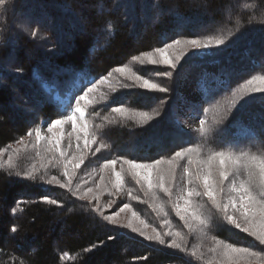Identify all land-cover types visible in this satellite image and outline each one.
<instances>
[{"label":"trees","instance_id":"trees-1","mask_svg":"<svg viewBox=\"0 0 264 264\" xmlns=\"http://www.w3.org/2000/svg\"><path fill=\"white\" fill-rule=\"evenodd\" d=\"M261 12H264V0H12L6 13L0 11V59L4 60L0 69V147L9 144L17 147L15 141L29 128L58 118L59 113L42 88L45 82L63 89L65 82L77 74L90 73L98 79L113 67L129 63L132 55L163 46L162 36L170 42L180 36L227 35L240 27V33L219 49L210 50L207 57L184 59L171 78L159 75L172 71L167 66L132 64L134 70L168 87V93L132 87L118 89L113 94L107 85L101 86L96 103L89 107V119L105 124L104 142L111 146L96 157H89L87 166L82 165L78 170L75 183L86 180L82 187L95 188L99 166L116 156L150 161L170 156L188 144L200 143L196 128L183 130L178 126L179 108L204 118L206 126L214 131L226 130L223 135L216 131L214 147H224L227 141L236 140L245 150L264 151V93L240 101L227 119L214 122L226 111L233 90L252 74L264 73V25L248 23L253 14L257 21L264 18ZM17 13L28 17L31 23H12L10 18ZM109 22L114 32H109ZM20 26L27 27V31ZM33 28L38 29L35 38L30 35ZM202 62H217L218 68L216 73L202 71L203 77L191 80L193 87L204 93L202 102L193 104L178 92V82L188 68ZM102 94L109 99L115 95V102L109 105ZM149 100L155 104L148 103ZM121 102L134 111H158L160 116L141 126L137 118H121L112 113L111 108L121 106ZM204 108H208L207 113ZM111 119L118 123L107 124L106 120ZM253 134L259 143L251 139ZM130 145L140 146L143 151H128ZM33 162L39 166V160L25 157L21 167H30ZM52 174L59 175V171L52 169L49 175ZM127 180V187L133 188L131 178ZM134 190L138 191V187ZM105 194L108 195L105 192L102 196ZM43 197L57 200L59 205L48 204ZM118 202L119 205L130 202L149 222L144 210L148 204L142 203L145 205L142 207L138 201H129L126 193L120 195ZM152 222L149 223L160 228V217L159 222L156 218ZM173 224L180 226L178 218ZM13 226L17 228L15 233L11 231ZM214 234L238 246L251 242L246 234L220 219L216 220ZM109 236L114 239L109 240ZM189 240L190 246L199 243L194 236ZM86 248L92 250L86 252ZM65 252L70 256L62 259ZM10 257L16 258V264L21 261L23 264H189L191 261L185 254L146 241L119 224H109L91 211L87 200L78 199L67 189L39 177L31 181L9 176L7 169H3L0 170V264H10ZM191 264L199 262L191 261Z\"/></svg>","mask_w":264,"mask_h":264},{"label":"snow or ice","instance_id":"snow-or-ice-1","mask_svg":"<svg viewBox=\"0 0 264 264\" xmlns=\"http://www.w3.org/2000/svg\"><path fill=\"white\" fill-rule=\"evenodd\" d=\"M11 3L12 0H0V11L6 13ZM261 16L264 17V12H261ZM253 22L264 25V18L257 21L253 14L248 23ZM20 27L27 31V27ZM107 28L109 32H114L111 22ZM241 31L237 27L235 32L227 35L180 36L170 42H166L167 37L162 36L163 46L132 55L129 63L113 67L98 79L90 73L77 74L65 82L63 89L55 84L49 86L47 82L43 83L42 88L59 116L29 128L24 136L15 141L17 147L11 144L0 147V170L7 169L9 176L31 181L39 177L48 184L67 189L78 199L87 200L91 211L109 224H117L116 218L120 213L127 212L126 222L120 227L137 233L146 241L185 254L199 264H264V151L245 150L238 146L236 140L227 141L224 147H214L212 141L216 139V131L223 135L226 130L214 131L206 126L204 118L199 119L198 128L195 129L201 137L200 143L188 144L170 156L150 161L116 156L99 166V181L95 182V188L82 187V184H87L86 180L75 183L78 170L82 165L87 166L89 157H96L111 146L104 142L105 124H96L89 119V107L96 103V93L101 86L107 85L113 94L118 89L132 87L168 93V87L147 78L142 71L134 70L132 64L167 66L172 71H163L159 75L171 78L181 61L193 50L219 49ZM30 35L37 37L38 29L33 28ZM17 71L22 72V69ZM253 93H264V74L253 75L233 90L226 111L214 122L222 123L240 101ZM102 98L108 100L109 105L115 102V95L109 99L102 94ZM111 111L121 118H137L141 126L149 125L160 116L158 111H134L124 107L122 102L121 106L112 107ZM203 111L207 113L208 108ZM106 123L114 125L118 121L111 119ZM66 124H71V131L67 133L64 129ZM65 135L68 144L62 146ZM251 139L259 143L254 134ZM25 157L39 160V166L33 162L30 167L22 168L21 162ZM52 169L58 170L59 175H49ZM129 177L138 191L127 187ZM105 192L109 196L126 193L129 201L148 204L161 218L160 228L145 220L130 202L117 205L118 211L105 215L104 209L116 204L112 199L107 205H101L100 196ZM42 199L48 204L59 205L57 200L48 197ZM206 206L210 207L206 210ZM169 209L174 213V218H178L180 226L173 224L174 218H170ZM15 211L13 208V213ZM217 219L246 234L251 242L247 246H238L217 238L214 234ZM11 231L15 233L17 228L13 226ZM193 236L199 243L190 246L189 237ZM108 239L114 237L109 236ZM91 250L86 248L84 251ZM69 256L65 252L61 258ZM10 264H16V258L10 257Z\"/></svg>","mask_w":264,"mask_h":264},{"label":"rangeland","instance_id":"rangeland-1","mask_svg":"<svg viewBox=\"0 0 264 264\" xmlns=\"http://www.w3.org/2000/svg\"><path fill=\"white\" fill-rule=\"evenodd\" d=\"M0 19H1V17H0ZM10 20L15 25H17V24L19 25L20 23H23V24L31 23V21H30V19H28V17H24L23 15H20V13H17L14 16H11ZM22 33H24V32H22ZM130 38L131 39H135L132 36ZM41 39H43V38L40 37V40ZM211 52L212 51H210V50H202V51L193 50L184 59L189 58V57L205 58V57H207L206 55L211 54ZM5 60H7V59H5ZM2 61H4V60H2V58H1L0 59V69H2L4 67ZM7 61H9L10 63H14V60H12V59H8ZM216 63L217 62H213V63L202 62V63L196 64L194 66L192 65L190 68H188L184 72V76L181 77L179 79V82H178V87H179V89H178L179 91L178 92H180L181 96L187 98L186 99L187 102H190V100H191L194 103V102H198V100L201 101L203 99L204 94L201 91L196 90V88L193 87V84H191V83H192V81L194 82L198 78L203 77L204 73H202V71H204L205 73H207V72L216 73L217 72V68H218ZM260 74H264V73L263 72L255 73V74H252L249 78H251L253 75H260ZM245 81H243L242 83H244ZM205 83L206 82H204V84ZM11 90H13L14 94L19 96L17 91H15L13 88H11ZM262 94L263 93H253V94L245 97L244 100L246 102V101H248L250 99H253L255 97L262 96ZM145 102L146 101H143V103H145ZM148 103L155 104L154 100H149ZM184 106L186 107V104H183V107ZM176 111H178L177 114L179 115V117H177V123H178V126L181 127V129L187 130L189 128H194L195 129L196 127H198L200 118L195 116V114L191 110H186V108H179ZM45 127H46V125H45ZM64 129H65L66 133L70 132L71 131V124L64 125ZM74 143L75 142L73 140V145H74ZM67 144H68V139H67V136L65 135V138L62 140V146H66ZM127 150L131 151V152H134V153H138V152H142L143 151L140 146L134 148L131 145H130V147L127 148ZM131 185H134V187H137L135 185L134 181H132ZM134 187H133V189H134ZM119 198H120V195H117V196H109V195H106V194L103 195V196L101 195L100 196V203H101L102 206H104V205H107L109 203V200L114 199L115 201H117V199H119ZM119 204H120V202L114 204L110 208H105L104 209V213L106 215H112L115 211L119 210V208L117 206ZM141 206L145 207V205H143L142 203H141ZM144 210L146 211V213L149 216V219L148 218L147 219L149 220L150 223L152 222V220L154 218H156V221L159 222V217L157 216V214L155 212L152 211V209L150 207H146V209L144 208ZM169 212H170V218H174V213H171L170 209H169ZM120 214L122 215V219L120 218V215H119V217L116 218L117 219V224H119V225L125 223L126 219H127V216L129 215L127 212H123V213H120ZM173 220H175V218Z\"/></svg>","mask_w":264,"mask_h":264}]
</instances>
